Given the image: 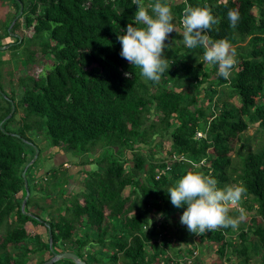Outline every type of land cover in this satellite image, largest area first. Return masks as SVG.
<instances>
[{
	"label": "trees",
	"instance_id": "1",
	"mask_svg": "<svg viewBox=\"0 0 264 264\" xmlns=\"http://www.w3.org/2000/svg\"><path fill=\"white\" fill-rule=\"evenodd\" d=\"M11 1L18 9L2 23L4 35L10 36L12 20L24 15L25 25L33 32L27 42H36L42 54H50L54 62L42 73L19 76L17 92L7 93L0 81V264H24L27 255L35 252L48 251L51 257L47 227L53 249L65 251L69 248L63 242L72 243L69 250L87 264L186 263V259L181 263L172 260L155 239L167 238L163 234L167 226L171 232L176 229L180 244L194 240L195 234L186 226L176 225L183 209L171 204L166 191L187 171L211 174L220 186L237 182L245 189L242 197L251 203L246 209L254 206L255 213L249 217L247 228L242 227L244 223L239 227L235 251L241 260L229 264H253V254L264 264V143L242 154L239 169L233 165V158L241 155L240 150L235 155L232 152L234 140L250 124L256 123V130L264 131V0H167L178 21L186 7L195 6L207 7L218 19L207 35L212 40H227L235 47L236 56L229 78L216 74V81L228 86L226 95L235 102L223 98L225 93H217L212 86L211 74L217 68L211 65L206 69L201 48L188 49L179 42L166 48L169 69L158 82L147 81L139 68L123 59L117 34L132 22L136 10L132 0ZM143 3L149 5L153 0ZM229 9L240 16L235 29L227 20ZM23 43L20 36L14 42L0 40V45L8 44V48ZM24 50V61L32 62L36 50L29 46ZM126 72L131 75L126 77ZM207 82L210 87L206 89ZM204 97L209 103L206 106L202 104ZM12 103L14 110L7 117ZM16 114L17 126L11 128ZM198 130L203 137H195ZM32 132L43 135L49 147L68 149L71 159L75 156L78 160V155L93 147L102 148L98 158H82L73 164L85 173L75 191L72 187L76 181L66 187L57 182L59 177L63 181L73 177L68 169L53 168L44 172L50 177L43 185L34 183L31 169L40 149L29 136ZM156 137L166 138L169 152L182 154L185 159L173 161L163 171L166 162L153 152ZM143 144L150 145L144 153ZM33 145L39 153L25 170L30 192L25 213L21 210L25 195L21 172L33 157ZM202 159L206 164L196 167ZM126 186L129 193L123 195ZM36 187L45 193L32 197ZM57 187L60 198L71 191L68 201L63 198L62 207L56 211L44 213L31 204L32 198L50 201ZM239 212L238 206L229 214L237 219ZM27 221L46 226L44 239L36 234L34 243L29 241L24 228ZM230 229L220 228L197 238L215 243L222 258L232 246L227 238ZM248 231L256 238L255 251ZM9 245L18 251L9 252ZM91 245L98 247L97 253Z\"/></svg>",
	"mask_w": 264,
	"mask_h": 264
},
{
	"label": "clouds",
	"instance_id": "2",
	"mask_svg": "<svg viewBox=\"0 0 264 264\" xmlns=\"http://www.w3.org/2000/svg\"><path fill=\"white\" fill-rule=\"evenodd\" d=\"M132 4L136 6L132 22L121 29L117 39L121 46L120 56L131 66L139 68L144 79L158 82L161 75L169 69L164 51L169 45L166 41L172 33L181 38L180 42L184 47L203 49V61L216 66L219 77L229 78L236 52L227 40H212L208 37L207 32L219 23L210 9L201 6L186 7L180 21L181 27L178 28L167 0H153L147 6L143 0H132ZM227 20L229 26L235 29L240 20L238 11L229 9ZM130 75L125 73L126 77ZM166 153L172 152L168 148ZM201 161L203 162L200 163ZM203 164H206L204 159L195 165ZM166 191L171 204L177 209H183L180 223L190 233L203 235L220 228L238 227V219L229 213L240 203L245 191L243 187L232 184L220 186L211 174L187 171Z\"/></svg>",
	"mask_w": 264,
	"mask_h": 264
},
{
	"label": "rangeland",
	"instance_id": "3",
	"mask_svg": "<svg viewBox=\"0 0 264 264\" xmlns=\"http://www.w3.org/2000/svg\"><path fill=\"white\" fill-rule=\"evenodd\" d=\"M170 1V0H169ZM145 6L148 5V3H144ZM18 6L15 2L11 1V0H3L0 1V40L3 43L6 42H14L15 38L17 36H20L21 39L24 40V43L18 47V48H8V44H5L2 46V49H0V73H1V85L2 88L7 92L10 93L11 90H14L17 92L18 87V83H19V76H23V75H27L29 73L36 75L38 73H42L44 72L46 69H48L50 67V65L54 62L53 57L50 54H42V52L40 51V47L36 42H31L28 43L27 39L30 37V35L33 33L32 32V28L31 27H27L24 23V15L21 16H17V18L14 20H12L11 24L9 25V27L12 25L13 29L10 32V36H5L4 32H3V28H2V23L5 21H9L10 18L12 17V15L15 14V12L17 11ZM253 11H255V9H253ZM181 20L178 21V19H176V17H174V23L176 24V26L179 28L181 25H179ZM3 23V24H4ZM181 38L179 36H176L175 33H172L171 36L169 37V40L166 41V43H168V47H170L173 44L176 43H181L180 42ZM242 44L245 43V41L241 42ZM1 46V45H0ZM29 46V48H34L36 50V53L33 56L32 62L31 60L28 62L26 61V54H25V47ZM6 47V48H4ZM167 47V48H168ZM235 49V47H232ZM201 56H198V59H200ZM25 60V61H24ZM170 60V59H168ZM188 62H191L192 60L188 58L187 60ZM211 65L206 63V69H210ZM216 74L217 72L211 74L213 80V84L212 86H214V88L217 90V93L221 94V93H225L223 94V98H228L227 97V93L229 91L228 86L225 84H218L217 83V79H216ZM170 85V83H169ZM206 86V89L209 86L208 82L204 84ZM178 90V89H176ZM182 90V89H181ZM200 96H202L203 94L200 92L199 94ZM215 97V96H214ZM215 99V98H214ZM213 99V100H214ZM228 100L231 102H235V98H231L229 97ZM202 104L204 106L208 105V101L206 100V98L204 97L202 100ZM19 119V115L16 114L15 115V120L13 122H11L9 124V126L11 128H16L17 126V120ZM257 129V125L256 123L254 124H250L248 126V128L243 131L240 135L238 139L234 140V148H233V155H235V152L240 150L241 155L240 156H234L233 158V165L236 167V169H239L240 166V157L242 156V154L246 151V150H256L259 146H261L264 143V131L263 130H256ZM29 136L32 138V140L34 141V143L36 145H38L39 149H40V155L39 158L37 160H35V164L33 165V168L31 169L32 174L31 175H35L34 178V183L36 184H44V182L46 181V179H48L50 176L41 174L40 176L36 175V169L38 168V166H40V164L42 163V159L44 153L48 152V155H54L55 151L58 147V149L64 150V151H68V149H62V146H56V147H49L46 145V142L43 139V135H38L35 132L29 133ZM167 139H160L159 137H156V140L154 142V145L156 144V146H154L155 148H153V152L155 157L163 159L164 161L166 160V150H168L167 148ZM149 144H152L149 142ZM162 145H165V147H162ZM150 146V145H149ZM148 145H144L142 146L141 151L144 153L149 149ZM52 148H54V150H52ZM166 148V149H165ZM101 151L102 148L96 146L91 148L88 152L84 153V154H80L78 155V161L80 159L83 158V160H93L98 158L101 155ZM30 155V153H29ZM38 157V155H37ZM49 157V156H48ZM175 164V163H174ZM87 167H90L87 164ZM196 167H200V165H196ZM71 169H73V167H71ZM59 171H61L59 169ZM63 177H59L57 179V182H61V185H63V187H66L68 182H75L74 179L72 178L71 180H67L65 179L63 181L62 179ZM79 176L77 177V183L74 184L73 186V191H75L79 185L81 184V181L79 182V180L84 179L85 177L82 175L80 179H78ZM52 182H49L48 184H51ZM232 185H237V182H233ZM58 189H60L59 187H57L52 193H51V200H45L43 199V197H39V198H32L31 199V204L35 205L38 211H42V212H52L53 210L56 211V207H62L63 204V198L68 201L69 196H70V192L65 191L63 193V198H60ZM32 197L38 193L40 194H44L43 191H41L39 189V187H36L34 190L32 188ZM129 193V187L126 186L123 189V195H127ZM53 204V205H52ZM251 204L250 200L247 198L245 199L244 197H242L241 202L238 204L239 209L241 212H239V215H237V219L239 221L238 227L236 229H230V231L228 232L227 238H229L232 241V246H229V248L226 251V254L220 258L218 256V254L216 253V248L217 245L215 243H206V242H200L199 239L197 238V235L195 234L193 236V241H191L189 244L187 243L186 245H182L180 244V242H178L177 240V232L176 229H173L174 231L171 232V230H169L167 228V226L165 227V229H163V234H166L167 238H162L161 240H158V238H156L155 240H157V243H161V245H163V249L167 252L166 255L170 256L172 258V260H177L179 263L183 262L184 259H186L187 257H190L189 252H191V247L193 246L196 250V254L194 255L192 262L191 263H181V264H215V263H220L223 262L224 264H229L230 262H239L241 260L240 255L235 251V247L237 246V244L239 243V239L237 234L239 233V227L242 226V224L244 223V225L242 227L247 228L248 224H249V217L254 215L255 211H254V206L251 209H246V207ZM38 205L45 207V209H41L38 207ZM235 206V207H238ZM41 212V213H42ZM168 224H172L171 219L167 220ZM165 222V221H164ZM177 226L182 225L180 223V219L176 222ZM35 224L31 223V224H27V226L25 227V230L29 233V241L32 243H34V235H36L35 233V228H34ZM180 228V227H178ZM3 234V228H0V237ZM247 237H250V240L253 242V249L254 251L256 250L257 245V241L256 238L251 235L248 231L247 233ZM64 243V247H68V242H63ZM154 247V244L152 246V249ZM193 248V249H194ZM60 247H54L55 251H59ZM92 251L96 252L98 251V247L91 245L90 248ZM7 250L11 253H15L16 251H18V248L13 247V246H8ZM48 251H45L43 253L40 252H35V253H30L27 255L25 262L26 264H31V263H36L38 262L40 259H42L44 257V254H46ZM97 253V252H96ZM61 260V259H59ZM70 260V259H68ZM253 264H260V257L259 255H254L251 257L250 260ZM67 261L66 259H64L61 262H56L55 264H64ZM169 263V262H168ZM54 264V263H52ZM72 264V263H71Z\"/></svg>",
	"mask_w": 264,
	"mask_h": 264
},
{
	"label": "crops",
	"instance_id": "4",
	"mask_svg": "<svg viewBox=\"0 0 264 264\" xmlns=\"http://www.w3.org/2000/svg\"><path fill=\"white\" fill-rule=\"evenodd\" d=\"M55 149H57V150L55 151L54 155H48V152L44 153V155H43L44 159H42V161H41L42 163L36 169V174H39V173L43 174L44 172H47V171H49V170L54 168V170L68 169L69 173L73 174L72 178H75L74 181H76V182H77L76 179H77L78 176H79L78 179H80L82 175L85 177V173L82 172L81 170H79V167L73 165V164L77 163V161H78L76 158H74L75 156H72L73 158L71 159V157L69 156L71 153H69V151H64V150L58 149V147L55 148ZM62 149H63V147H62ZM52 150H54V148H52ZM71 167H73V169H71ZM41 174H39V175H41ZM81 180H83V179H81ZM81 180H79V181H81ZM70 191L68 190V192H70ZM27 224H31V222L27 221L24 224V228L27 226ZM75 226H76L75 229L78 230L77 229V224H75ZM34 228H35V233L36 234H40L41 237L44 239L46 226H44L42 224H35ZM78 228H82V227H80L78 225ZM72 246H73V244L68 242V248L71 249ZM69 249H68V251H70ZM59 251H62V250L59 249ZM49 254H50V252H47L46 254H44L43 258L47 259L50 256ZM24 264H26V262ZM31 264H35V263L33 262ZM64 264H69V263L66 262ZM72 264H74V263H72Z\"/></svg>",
	"mask_w": 264,
	"mask_h": 264
},
{
	"label": "water",
	"instance_id": "5",
	"mask_svg": "<svg viewBox=\"0 0 264 264\" xmlns=\"http://www.w3.org/2000/svg\"><path fill=\"white\" fill-rule=\"evenodd\" d=\"M0 48H2V46H0ZM14 110V105L13 103L11 104V109H10V112L8 113L7 117H9L12 112ZM1 123L0 122V127H1ZM34 146V153H33V157L30 159V161L25 165L23 171L21 172V175H22V178H23V183H24V189H25V195L22 199V202H21V210L25 213H28L26 211H24V205H25V202L27 200V198L29 197V188H28V182H27V178L25 176V170L27 168V166L29 164H31L36 158H37V155L39 153V149L35 146ZM47 234H48V242H49V249L51 251V257H49L48 259L44 260L42 263L40 264H52L53 262H55L56 260H59V259H70L72 260V262L74 264H87V262L80 258L75 252L73 251H68V250H65V251H55L52 247V238H51V231H50V228L47 227Z\"/></svg>",
	"mask_w": 264,
	"mask_h": 264
},
{
	"label": "built area",
	"instance_id": "6",
	"mask_svg": "<svg viewBox=\"0 0 264 264\" xmlns=\"http://www.w3.org/2000/svg\"><path fill=\"white\" fill-rule=\"evenodd\" d=\"M195 135H196V137H201V136H203V133L202 132H200V131H196V133H195ZM166 160H165V162H166V167H165V169L163 170V171H165V170H167V169H169V166H170V164L173 162V161H178V160H182V159H184V156L182 155V154H179V153H176V152H172V153H166ZM203 161H201L200 163H202ZM157 177V176H156ZM196 254V250H194L193 252H192V254L191 255H189L190 257H187L186 258V262L187 263H190V260H191V258L193 257V255H195Z\"/></svg>",
	"mask_w": 264,
	"mask_h": 264
}]
</instances>
